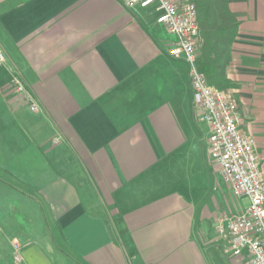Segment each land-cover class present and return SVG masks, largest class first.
Instances as JSON below:
<instances>
[{
  "label": "crops",
  "instance_id": "0c3cea01",
  "mask_svg": "<svg viewBox=\"0 0 264 264\" xmlns=\"http://www.w3.org/2000/svg\"><path fill=\"white\" fill-rule=\"evenodd\" d=\"M227 73L264 176V0H229ZM154 5L0 0V264H244L189 66ZM18 79L38 106L33 111Z\"/></svg>",
  "mask_w": 264,
  "mask_h": 264
},
{
  "label": "built area",
  "instance_id": "2783aa9c",
  "mask_svg": "<svg viewBox=\"0 0 264 264\" xmlns=\"http://www.w3.org/2000/svg\"><path fill=\"white\" fill-rule=\"evenodd\" d=\"M127 8L155 6L157 21L164 24L175 40L169 54L184 60L189 66L194 106L199 119L210 128L209 153L222 169L224 180L236 196H246L248 205L240 213L223 215L217 223L221 237L229 242L228 251L246 256L244 264H264V176L260 155L253 136L243 132L238 100L229 91L211 85L199 70L197 57L203 39L200 36L198 11L187 0H124ZM6 60L0 48V64ZM14 89L25 94L33 111L38 106L25 91L18 79ZM14 261L23 260L20 246L14 244Z\"/></svg>",
  "mask_w": 264,
  "mask_h": 264
},
{
  "label": "trees",
  "instance_id": "16d2710c",
  "mask_svg": "<svg viewBox=\"0 0 264 264\" xmlns=\"http://www.w3.org/2000/svg\"><path fill=\"white\" fill-rule=\"evenodd\" d=\"M193 2L198 11L200 36L197 65L209 83L220 89L238 87L229 78L227 70L232 61L234 40L239 31L240 21L232 11L229 0H187Z\"/></svg>",
  "mask_w": 264,
  "mask_h": 264
},
{
  "label": "rangeland",
  "instance_id": "374dc122",
  "mask_svg": "<svg viewBox=\"0 0 264 264\" xmlns=\"http://www.w3.org/2000/svg\"><path fill=\"white\" fill-rule=\"evenodd\" d=\"M224 90V89H223ZM226 91H229L230 93H232L233 94V91H232V89H228V90H226ZM234 95V94H233ZM234 97H235V95H234ZM236 98V97H235ZM239 104V103H238ZM240 110V109H239ZM0 253H2L1 252V250H0Z\"/></svg>",
  "mask_w": 264,
  "mask_h": 264
}]
</instances>
